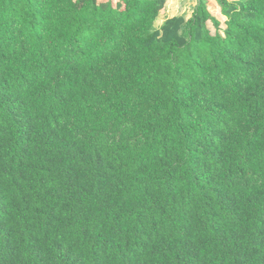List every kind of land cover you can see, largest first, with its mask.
Listing matches in <instances>:
<instances>
[{"label":"trees","instance_id":"1","mask_svg":"<svg viewBox=\"0 0 264 264\" xmlns=\"http://www.w3.org/2000/svg\"><path fill=\"white\" fill-rule=\"evenodd\" d=\"M212 1L0 0V264H264V0Z\"/></svg>","mask_w":264,"mask_h":264},{"label":"rangeland","instance_id":"2","mask_svg":"<svg viewBox=\"0 0 264 264\" xmlns=\"http://www.w3.org/2000/svg\"><path fill=\"white\" fill-rule=\"evenodd\" d=\"M229 1H235V0H229ZM194 6H195V0H165L164 8L161 11L154 26L158 28L165 19L174 16H183L187 20L190 17ZM208 7L211 15L219 21L220 28L223 29L224 28L223 23L225 19L220 15L219 9L215 5L214 1L208 0ZM207 28L211 34H214L215 29L210 23H207Z\"/></svg>","mask_w":264,"mask_h":264}]
</instances>
